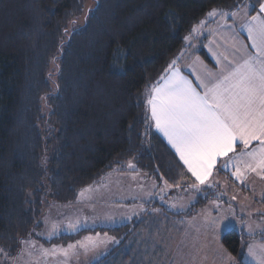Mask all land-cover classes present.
Instances as JSON below:
<instances>
[{
  "label": "trees",
  "instance_id": "obj_1",
  "mask_svg": "<svg viewBox=\"0 0 264 264\" xmlns=\"http://www.w3.org/2000/svg\"><path fill=\"white\" fill-rule=\"evenodd\" d=\"M263 1L250 0L252 13ZM245 2L0 0V248L16 249L41 229L49 207L74 203L83 189L128 162L158 182L190 185L154 130L148 92L211 10L232 12ZM81 18L82 25L72 27ZM199 53L210 63L204 49ZM210 199L199 196L174 215L191 217ZM143 223L84 229L47 244L111 234L122 242L98 264L117 254L126 263L125 247ZM252 239L230 230L221 244L246 264Z\"/></svg>",
  "mask_w": 264,
  "mask_h": 264
},
{
  "label": "crops",
  "instance_id": "obj_2",
  "mask_svg": "<svg viewBox=\"0 0 264 264\" xmlns=\"http://www.w3.org/2000/svg\"><path fill=\"white\" fill-rule=\"evenodd\" d=\"M244 4L232 12L215 10L217 12L215 16H209V13L213 11L211 10L196 28V31L188 36L185 49L175 59L176 64L172 69H169L164 77L170 75L171 71L178 69L181 75L193 81L195 85L198 83L196 74L204 76L206 71L219 73L229 65L230 61L238 59L240 53L236 51L237 48L244 46L249 53L255 54L256 49L252 48V41L248 39V32L244 25L252 16L261 15L264 18V14H260L259 8L255 13H252L253 4L250 0H246V4ZM233 12L237 13V15L232 16L231 13ZM220 13H228V15L222 16ZM192 46L194 48H191ZM201 49L206 52L210 63L200 55L199 51ZM218 60L220 63H217ZM153 127L155 132L164 139L166 144L176 154L175 149L172 148L163 134L156 130L154 124ZM255 146L256 142H253V147ZM240 151L241 148L238 146L237 153ZM176 156L179 158L177 154ZM180 162L187 171L183 162ZM221 163L222 161L217 164L212 176L209 177V181L205 185H200L198 189L189 187V189H197L196 192L192 193L196 200L202 195L209 194L211 196V193L215 195L191 217L174 215L186 212L193 204L191 203L192 201H187L186 199L187 189L184 191L180 188H174L167 182H158L149 175L137 170L133 162L126 163L124 167H118L120 168L119 172L114 170L107 172L101 180L87 187L86 215H88L92 223L97 224L102 221L107 224L105 225L106 227L95 228H115L127 225L135 220L144 221L136 235L141 231L148 233L149 230L152 234L150 241L146 239L144 242H140L142 250L148 254L152 251L151 256L153 258L150 259H153V261L149 262L155 263V259L160 256L159 252L163 253V246L159 243V234L163 232L166 233V256L170 264H175L176 262L185 263V259L193 256H198L199 260L204 263L215 262L217 257L220 259L225 257V253H228L221 244V237L225 233L216 232L215 235H211V230L215 229L212 224L210 226L206 223L203 226L191 225V219L203 216L207 209H210V213L205 214L215 218L222 211L226 212L227 208L237 207L236 204L238 202H241L240 206L246 208V211L252 212L250 215L259 217L260 221L264 217V174L257 175L255 172H248L244 181L241 182L232 175L235 170L232 165L225 169L220 166ZM241 168H243L242 165ZM187 174L189 182L192 185L196 183L191 173L187 171ZM225 185L231 187L226 192L227 194H230V196L236 194L235 203L229 202L233 200L225 199V197L224 199L216 197L218 190L215 188H223ZM136 191L141 196L138 197L139 194L137 193L136 198L133 199L130 195ZM180 196L182 198H179ZM181 200L183 201L181 202ZM150 202H155L156 204L149 205ZM245 202H248V205ZM128 207L136 210L128 211ZM109 212H113V214L110 215ZM115 212L118 214H114ZM236 215L239 217V214L232 216V212H230V215L228 213L229 217H236ZM115 222L117 225H113ZM247 235L256 239H252V242L249 241L247 243L244 259L246 264H255L254 260L248 255V246L252 245L253 247L261 248L264 246V238H261L260 235ZM257 236L259 237L257 238ZM121 242L122 240H117V245ZM250 242L251 244H249ZM139 246L136 243V250ZM183 248L185 251L182 252L183 255L180 257L182 261H176V256L180 254L176 250ZM136 250L135 252L138 254ZM161 255H164V253Z\"/></svg>",
  "mask_w": 264,
  "mask_h": 264
},
{
  "label": "snow or ice",
  "instance_id": "obj_3",
  "mask_svg": "<svg viewBox=\"0 0 264 264\" xmlns=\"http://www.w3.org/2000/svg\"><path fill=\"white\" fill-rule=\"evenodd\" d=\"M259 12L264 14V3H260ZM215 15V10L209 13V16ZM244 27L252 48L256 49L255 54L244 46L237 48L238 59L230 61L219 73L196 74L198 83L195 85L178 69L173 70L148 92L146 104L151 122L194 177L193 188L205 185L221 161L222 168L234 167L232 175L241 182L248 172L264 174V18L252 16ZM175 64L173 60L169 69ZM253 142H256L255 147ZM78 226L79 222L68 225L72 230ZM227 227L225 223L222 230ZM55 230L53 225L52 231ZM110 240L115 242L107 236L101 239L98 234L77 244L87 251ZM75 247L73 244L51 250L41 247L40 253L47 256L59 252L67 257ZM248 255L255 264H264V246L258 255L249 245Z\"/></svg>",
  "mask_w": 264,
  "mask_h": 264
},
{
  "label": "rangeland",
  "instance_id": "obj_4",
  "mask_svg": "<svg viewBox=\"0 0 264 264\" xmlns=\"http://www.w3.org/2000/svg\"><path fill=\"white\" fill-rule=\"evenodd\" d=\"M246 4V2H245ZM244 4V5H245ZM86 7H92V2H89L86 4ZM208 16V15H207ZM83 23V18L78 20V23L72 27H77L78 25H82ZM197 43L195 44L196 47ZM191 48H194L192 46ZM114 171L119 172L120 168H115ZM105 176V175H104ZM103 176V177H104ZM101 180V179H100ZM192 186L190 185L186 188H180L187 193V201H192L191 203L196 202V197L192 194L194 191L196 192L197 189H189V187ZM174 188L178 189V187L173 186ZM231 188L229 185H225L223 188H215L218 190L216 197L218 199H231L233 201H229L232 203H235V199H237L236 194H227L226 192ZM221 189V190H220ZM86 190L83 189L79 193V198L72 204H67V205H53L49 207L46 212L43 215L42 222L43 225L41 229H36L34 231V235L31 238H27L21 242V245L13 249V247H6L0 248V264H98L100 261L106 257L108 254L111 253L113 248L117 245V238L111 234H106V233H97V234H89L81 238L80 240H77L76 242L70 243L73 245H76V247L69 253L67 257H65L62 253L57 252L55 255L49 254L47 256H43L40 253V248L43 247L45 249H53V248H67L68 245H62V244H47V242H51L53 239H55L58 236H61L63 234H69L73 235L78 233L79 231L83 229H93L95 227H106L104 224L105 222H98L92 223L89 220L88 215H86L87 212V199H86ZM83 193V195H81ZM137 193L139 192H134V194L130 195L133 199L136 198ZM235 193V192H232ZM211 196H215L212 195ZM141 195L139 194L138 197ZM179 198H182L180 196ZM183 199V200H186ZM181 200V202L183 201ZM151 203V202H150ZM241 202H238L236 204L237 207H229L226 209V212L222 211V213L219 214V216L213 218L209 217L206 214L210 213V209H207L206 212H204V215L201 217H197L195 219H191L190 224L191 225H196V226H203L208 224H212L215 229L211 230V235H215L216 232H223L226 233L230 230L237 229L239 231H244L246 234L249 235H263L264 232V217L261 219L262 221L259 220V217H255L252 214V212H249L248 210L246 211V208H243L240 206ZM246 205H248V202H245ZM113 209V208H112ZM133 211L136 210L134 208H129L128 211ZM230 212H232V216L235 214H239V217L236 215V217H229L228 213L230 215ZM206 213V214H205ZM227 213V214H226ZM110 215L113 214V212H109ZM118 214V213H114ZM202 214V213H201ZM79 222V226L75 229L72 230L68 227L69 223H76ZM227 223L228 227L222 230V226ZM148 224V223H146ZM187 224V223H186ZM185 224V225H186ZM53 225L56 226V230L53 232L52 227ZM113 225H117L116 222ZM149 229V228H148ZM261 233V234H259ZM99 234V237L103 239L105 236L114 238L115 242H112L111 240L108 241L105 244H100L96 248H90L89 250L85 251V249L79 247L77 244L78 241H83L86 237H96ZM165 232L162 234H159L160 241L159 243L162 244V249H163V254L162 252L160 253V256L156 258V262H149L153 261V258L151 256L152 251H150V256H145L144 254L147 253L146 251L141 250V255L139 254V247H141L140 242L145 241L148 239L149 241L151 240V232H145L141 231L137 235L134 234L132 237H130V240H128L127 246L125 247V251L127 252L128 259L125 261L121 262L123 259L120 257L118 254L115 255L113 259L110 260L109 264H137L139 261L142 264H170L168 262V258L166 256L167 250L165 246ZM222 238V237H221ZM143 239V240H142ZM153 239V237H152ZM252 242V241H251ZM251 242L249 244H251ZM138 244V249L136 250L138 253V256L135 254V250L130 251V247H133ZM158 243V242H157ZM34 245V246H33ZM159 246V245H158ZM257 246V245H256ZM260 246V245H258ZM161 248V247H160ZM142 249V247L140 248ZM255 251L259 255L261 248H256L254 247ZM185 251V249H179L176 250L177 253H180L176 256V261H182V252ZM148 254V253H147ZM198 256H193L191 258L185 259V263L179 262L175 264H238L237 260H235L232 256H230L228 253H225V257H222L218 259V257L215 259V262H206L204 263L203 261L199 260ZM251 259H253L251 257ZM245 261V259H244ZM255 263V262H254Z\"/></svg>",
  "mask_w": 264,
  "mask_h": 264
}]
</instances>
